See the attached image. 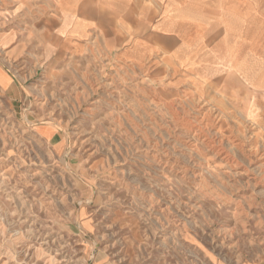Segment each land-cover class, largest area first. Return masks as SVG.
I'll use <instances>...</instances> for the list:
<instances>
[{
  "label": "rangeland",
  "instance_id": "obj_1",
  "mask_svg": "<svg viewBox=\"0 0 264 264\" xmlns=\"http://www.w3.org/2000/svg\"><path fill=\"white\" fill-rule=\"evenodd\" d=\"M97 1L0 0V264H264V55L117 47Z\"/></svg>",
  "mask_w": 264,
  "mask_h": 264
},
{
  "label": "crops",
  "instance_id": "obj_2",
  "mask_svg": "<svg viewBox=\"0 0 264 264\" xmlns=\"http://www.w3.org/2000/svg\"><path fill=\"white\" fill-rule=\"evenodd\" d=\"M87 1L81 0L80 5L75 9L63 5L64 13L71 15L76 11L82 18L92 17L95 13V0H89L86 4ZM97 2H101L116 17L119 16L130 24H123L124 28L131 29L128 34L121 33L114 22L112 26L110 23L107 27L106 17L109 12L103 10L101 19L103 31L107 33L108 30L110 32L113 30V36L109 39L113 40V45L116 44L117 47H121L129 38L147 37L154 38L162 50L177 49V52L173 50L174 52L171 53L184 54L182 49L186 44L188 48L197 49L192 51L195 54H228L231 61L237 65L240 74L244 66H249L241 61L242 55H264V0H114L112 2L98 0ZM83 3L84 12L80 10ZM91 23L92 21L89 20L75 21L77 27L84 33L81 36H88L90 31L88 26ZM146 32H151L153 35H146ZM183 40L186 42L183 43ZM207 44L210 48L213 44V48L218 47L220 51L205 50L208 49ZM186 61L188 59H185ZM183 63L184 61L181 64ZM254 86L262 87L258 82ZM257 92L261 93L260 90Z\"/></svg>",
  "mask_w": 264,
  "mask_h": 264
}]
</instances>
